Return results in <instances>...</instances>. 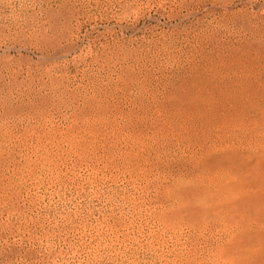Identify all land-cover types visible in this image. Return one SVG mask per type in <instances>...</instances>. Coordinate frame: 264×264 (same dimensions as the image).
Returning a JSON list of instances; mask_svg holds the SVG:
<instances>
[{
  "label": "rangeland",
  "instance_id": "374dc122",
  "mask_svg": "<svg viewBox=\"0 0 264 264\" xmlns=\"http://www.w3.org/2000/svg\"><path fill=\"white\" fill-rule=\"evenodd\" d=\"M0 264H264V0H0Z\"/></svg>",
  "mask_w": 264,
  "mask_h": 264
}]
</instances>
